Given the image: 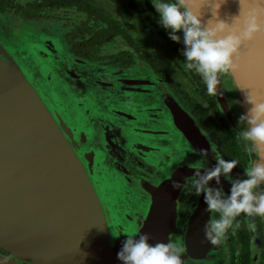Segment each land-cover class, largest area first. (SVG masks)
Returning a JSON list of instances; mask_svg holds the SVG:
<instances>
[{"label": "flooded vegetation", "instance_id": "obj_1", "mask_svg": "<svg viewBox=\"0 0 264 264\" xmlns=\"http://www.w3.org/2000/svg\"><path fill=\"white\" fill-rule=\"evenodd\" d=\"M0 43L18 60L28 61L29 80L48 106H65L74 97L80 105L95 104L90 99L97 98L100 105L123 109L125 115L117 117L123 120L118 131L121 154L113 159L95 150L92 154L84 145L77 150L92 182L122 219L148 207L150 198L139 186L158 184L191 161L167 102L189 118L223 159L239 162L233 178L244 176L251 155L233 131L244 108L237 103L241 100L230 74L221 78L223 96H208L202 79L185 69L183 45L169 39L151 0H0ZM90 74L93 78H83ZM60 79L64 88H56ZM43 84L59 100L53 101L50 92L45 96ZM109 136H116L113 127ZM187 178L167 236L168 242L183 247V264H264V217L255 218L252 232L242 214L241 227L235 233L229 230L218 246L208 243L203 231L189 229L193 217L199 214V223L206 224L210 213L203 196L191 194L192 176ZM221 185L228 193L230 184L222 180ZM127 236L121 232L117 237V252Z\"/></svg>", "mask_w": 264, "mask_h": 264}, {"label": "water", "instance_id": "obj_2", "mask_svg": "<svg viewBox=\"0 0 264 264\" xmlns=\"http://www.w3.org/2000/svg\"><path fill=\"white\" fill-rule=\"evenodd\" d=\"M202 12L206 23L211 11L203 8ZM239 13V0H226L220 18L231 23V17ZM23 66L27 70L28 61L18 60L0 43V264L3 260L6 264H121L116 247L121 232L137 238L147 234L151 244L168 243L183 190L173 189L172 183L183 185L185 178L194 175L189 165L201 162L195 154L200 149L209 150L202 167L215 165L204 134L174 104H165L173 126L188 145L191 161L158 184L139 186L149 196V205L124 221L105 200L101 187L92 182L91 171H86L77 154L82 145L105 158L121 154L118 131L123 120L117 117L125 115L123 109L100 105L97 98L90 99L95 104L80 105L74 97L65 106L50 107ZM229 74L241 101L240 87L264 92V40L242 49L240 71ZM112 127L114 139L109 136ZM198 215L189 229L204 232L205 223H199Z\"/></svg>", "mask_w": 264, "mask_h": 264}, {"label": "clouds", "instance_id": "obj_3", "mask_svg": "<svg viewBox=\"0 0 264 264\" xmlns=\"http://www.w3.org/2000/svg\"><path fill=\"white\" fill-rule=\"evenodd\" d=\"M151 2L169 39L183 45L181 55L185 69L194 71L202 79L208 96L222 97V76L238 73L242 49L254 41L264 40V0H239L240 13L231 17V23L220 18V9L226 0ZM203 8L211 11V19L206 23L202 22ZM239 90L243 101L237 103L245 110L237 116L233 131L251 155L244 176L233 178V170L239 162L223 159L215 148L211 149L215 159L213 167H202L209 156L206 149L195 153L201 157L200 163L189 165L194 169L191 194L203 196L206 211L210 213L204 226V239L214 246L225 241L229 230L235 233L241 227L238 218L242 214L248 218L247 227L252 232L256 231L255 218L264 217V92L250 86ZM222 179L230 184L228 193L223 190ZM188 180L185 178L186 184ZM213 181L216 186H212ZM172 187L182 190L185 185L174 181ZM149 240L147 234L138 238L127 236L117 252V259L121 264H183V247L171 241L151 244Z\"/></svg>", "mask_w": 264, "mask_h": 264}, {"label": "rangeland", "instance_id": "obj_4", "mask_svg": "<svg viewBox=\"0 0 264 264\" xmlns=\"http://www.w3.org/2000/svg\"><path fill=\"white\" fill-rule=\"evenodd\" d=\"M49 68H50V66H49ZM23 70L24 71H27L26 69H25V67L23 66ZM46 71H44V73H45ZM41 77H44V75H42ZM53 78V81L55 80V78L54 77H52ZM43 82H44V80H43ZM55 82V81H54ZM56 83V82H55ZM64 88V84H63V82L61 81V79L58 81V86L56 87V88ZM41 89L43 90V94L46 96V93H49L50 92V96H51V99L54 101V100H59V96L56 94V93H54V91H51V88H46L45 86H44V84H43V86L41 87ZM68 99L70 100V101H73L74 100V98H72V97H68Z\"/></svg>", "mask_w": 264, "mask_h": 264}]
</instances>
